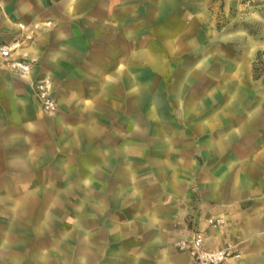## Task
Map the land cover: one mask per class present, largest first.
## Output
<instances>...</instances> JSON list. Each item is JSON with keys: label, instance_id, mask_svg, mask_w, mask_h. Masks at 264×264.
<instances>
[{"label": "crops", "instance_id": "1", "mask_svg": "<svg viewBox=\"0 0 264 264\" xmlns=\"http://www.w3.org/2000/svg\"><path fill=\"white\" fill-rule=\"evenodd\" d=\"M211 1L0 0V43L17 22H50L28 75L0 66V192L16 180L118 181L104 194L116 204L94 199L93 264H194L174 240L197 229L208 247L237 245L224 264H264V121L220 92L227 49ZM213 215L224 228L207 227Z\"/></svg>", "mask_w": 264, "mask_h": 264}, {"label": "rangeland", "instance_id": "2", "mask_svg": "<svg viewBox=\"0 0 264 264\" xmlns=\"http://www.w3.org/2000/svg\"><path fill=\"white\" fill-rule=\"evenodd\" d=\"M209 10L227 49L221 65L228 78L220 92L242 99L246 112L259 108L264 121V74L255 79L251 72L264 50V0H212ZM212 62L216 67V58ZM111 188L118 189V181L16 180V192H0V264H93L94 250L97 256L103 251L93 248L94 199L100 209L116 204L104 195Z\"/></svg>", "mask_w": 264, "mask_h": 264}, {"label": "built area", "instance_id": "3", "mask_svg": "<svg viewBox=\"0 0 264 264\" xmlns=\"http://www.w3.org/2000/svg\"><path fill=\"white\" fill-rule=\"evenodd\" d=\"M49 21L35 22L27 25L17 22L18 33L9 41L0 43V66L10 69L19 76L28 75L38 62V56L30 51L32 42L43 26ZM34 92L40 102L41 109L46 113L57 110L58 104L50 89V82L40 79L33 84ZM207 227L218 229L226 225L225 217L213 215L206 218ZM174 247L190 254L194 264H224L229 258L239 256L235 243L227 242L222 246L208 247L206 245L205 229H197L174 240Z\"/></svg>", "mask_w": 264, "mask_h": 264}, {"label": "trees", "instance_id": "4", "mask_svg": "<svg viewBox=\"0 0 264 264\" xmlns=\"http://www.w3.org/2000/svg\"><path fill=\"white\" fill-rule=\"evenodd\" d=\"M251 72L255 79L264 74V50L257 51L252 62Z\"/></svg>", "mask_w": 264, "mask_h": 264}]
</instances>
